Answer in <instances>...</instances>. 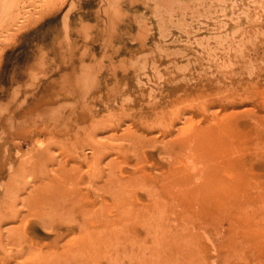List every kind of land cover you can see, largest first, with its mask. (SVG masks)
Here are the masks:
<instances>
[{"label": "rangeland", "instance_id": "1", "mask_svg": "<svg viewBox=\"0 0 264 264\" xmlns=\"http://www.w3.org/2000/svg\"><path fill=\"white\" fill-rule=\"evenodd\" d=\"M0 264H264V0H0Z\"/></svg>", "mask_w": 264, "mask_h": 264}, {"label": "crops", "instance_id": "2", "mask_svg": "<svg viewBox=\"0 0 264 264\" xmlns=\"http://www.w3.org/2000/svg\"><path fill=\"white\" fill-rule=\"evenodd\" d=\"M3 80L7 81V78L5 77Z\"/></svg>", "mask_w": 264, "mask_h": 264}]
</instances>
